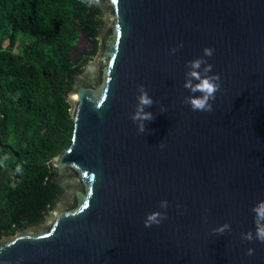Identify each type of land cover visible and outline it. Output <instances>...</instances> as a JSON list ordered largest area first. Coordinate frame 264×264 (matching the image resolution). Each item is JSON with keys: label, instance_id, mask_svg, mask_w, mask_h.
Returning a JSON list of instances; mask_svg holds the SVG:
<instances>
[{"label": "water", "instance_id": "obj_1", "mask_svg": "<svg viewBox=\"0 0 264 264\" xmlns=\"http://www.w3.org/2000/svg\"><path fill=\"white\" fill-rule=\"evenodd\" d=\"M96 6L97 51L67 95L71 143L51 160L62 194L41 224L0 239V264H264V243L241 240L264 200V0ZM201 57L220 77L211 113L182 103ZM141 84L156 102L144 133L129 119ZM152 212L167 219L145 228Z\"/></svg>", "mask_w": 264, "mask_h": 264}, {"label": "trees", "instance_id": "obj_2", "mask_svg": "<svg viewBox=\"0 0 264 264\" xmlns=\"http://www.w3.org/2000/svg\"><path fill=\"white\" fill-rule=\"evenodd\" d=\"M96 3L0 0V239L41 224L62 193L50 181L51 160L71 143L67 95L87 61L72 51L78 37L97 51L103 21ZM19 36L27 41L17 55ZM18 133L30 134L11 144Z\"/></svg>", "mask_w": 264, "mask_h": 264}, {"label": "clouds", "instance_id": "obj_3", "mask_svg": "<svg viewBox=\"0 0 264 264\" xmlns=\"http://www.w3.org/2000/svg\"><path fill=\"white\" fill-rule=\"evenodd\" d=\"M97 2L98 0H89V3ZM182 45H178L176 48L170 49V54H174ZM203 57H211L213 55V49L204 48ZM201 57L191 61H188L185 65L187 71L185 72V79L183 88L188 90L190 95L185 97L182 101L183 104L190 107L194 112L211 113L213 111L212 101L216 98V93L221 90L219 75H209L212 71V65L208 64L206 60ZM197 81L196 83H193ZM138 95L135 97L136 104L134 111L129 116V119L136 125L138 133H144L146 129L145 122H151L154 119L153 113L145 111L147 108H151L156 103L148 94L144 85H138L136 89ZM195 93H200L199 96H195ZM165 109L160 108V112L163 113ZM160 148H163V143L159 144ZM16 171L19 173L22 169L18 166ZM168 207L167 201H160L159 208L165 210ZM253 215L254 232L248 231L241 234V240L252 242L253 240L260 243H264V200L258 201L251 209ZM165 212H152L146 215L144 220V227L148 228L153 225H159L162 221L167 219ZM203 222H208L207 217L203 218ZM213 234L223 235L225 232L230 231V225L224 223L211 230ZM254 249L249 248L245 255L252 256Z\"/></svg>", "mask_w": 264, "mask_h": 264}, {"label": "rangeland", "instance_id": "obj_4", "mask_svg": "<svg viewBox=\"0 0 264 264\" xmlns=\"http://www.w3.org/2000/svg\"><path fill=\"white\" fill-rule=\"evenodd\" d=\"M26 41L27 39L25 37L19 36L17 38L16 45L14 47L13 52L17 55H20L21 54L20 45L22 43H25ZM7 44L8 43L5 42L4 46H6ZM94 47L95 45L92 42H89L83 39L82 37L80 38L78 37V40L75 44V48L72 51V57L78 60H85V59L88 60L94 52V49H95ZM29 134L30 133L13 134L8 139H9V142L14 145L18 143V141H23L24 139H26V137L29 136Z\"/></svg>", "mask_w": 264, "mask_h": 264}, {"label": "flooded vegetation", "instance_id": "obj_5", "mask_svg": "<svg viewBox=\"0 0 264 264\" xmlns=\"http://www.w3.org/2000/svg\"><path fill=\"white\" fill-rule=\"evenodd\" d=\"M55 175H56V174H55ZM55 175L51 176L50 181H53V182H55V183L57 184L56 179H55ZM57 185H58V184H57ZM58 187H59V185H58ZM59 188H60V187H59ZM60 189H61V188H60ZM61 190H62V189H61ZM61 194H62V193H61ZM61 194H60V195H61ZM60 195H59V197H60ZM59 197H58V198H59ZM57 200H58V199H57ZM23 229H25V228H23ZM23 229H21V230H23ZM21 230H19V231H21ZM17 232H18V231H17ZM3 237H4V236H3ZM3 237H2V238H3Z\"/></svg>", "mask_w": 264, "mask_h": 264}, {"label": "snow or ice", "instance_id": "obj_6", "mask_svg": "<svg viewBox=\"0 0 264 264\" xmlns=\"http://www.w3.org/2000/svg\"><path fill=\"white\" fill-rule=\"evenodd\" d=\"M85 207H87V205H85Z\"/></svg>", "mask_w": 264, "mask_h": 264}]
</instances>
